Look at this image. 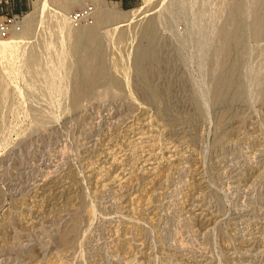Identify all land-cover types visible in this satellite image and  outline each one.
<instances>
[{
  "label": "rangeland",
  "instance_id": "obj_1",
  "mask_svg": "<svg viewBox=\"0 0 264 264\" xmlns=\"http://www.w3.org/2000/svg\"><path fill=\"white\" fill-rule=\"evenodd\" d=\"M69 2L0 37V264H264V0Z\"/></svg>",
  "mask_w": 264,
  "mask_h": 264
},
{
  "label": "crops",
  "instance_id": "obj_2",
  "mask_svg": "<svg viewBox=\"0 0 264 264\" xmlns=\"http://www.w3.org/2000/svg\"><path fill=\"white\" fill-rule=\"evenodd\" d=\"M54 2L60 4H67L69 0H53ZM79 4L82 6L84 4L90 3L95 4L100 0H78ZM102 1H109L115 3L117 6L121 8L131 9L140 5L142 0H102ZM71 4V3H70ZM35 0H0V18H3L10 14H18V13H25L31 11L34 8Z\"/></svg>",
  "mask_w": 264,
  "mask_h": 264
},
{
  "label": "built area",
  "instance_id": "obj_3",
  "mask_svg": "<svg viewBox=\"0 0 264 264\" xmlns=\"http://www.w3.org/2000/svg\"><path fill=\"white\" fill-rule=\"evenodd\" d=\"M94 13V5L87 3L78 7L69 14V19L74 25L90 22ZM22 13L10 14L2 18L0 21V37L5 38L8 34L18 32L22 28Z\"/></svg>",
  "mask_w": 264,
  "mask_h": 264
},
{
  "label": "bare ground",
  "instance_id": "obj_4",
  "mask_svg": "<svg viewBox=\"0 0 264 264\" xmlns=\"http://www.w3.org/2000/svg\"><path fill=\"white\" fill-rule=\"evenodd\" d=\"M104 14V13H103ZM23 20V22H22V24L24 25V18L22 19ZM95 29V28H94ZM93 29V30H94ZM261 29H262V23L261 22H259L258 23V31H261ZM92 30V29H91ZM96 30V29H95ZM222 31H223V29H221ZM96 32V31H95ZM82 33V32H81ZM82 35V34H81ZM88 35H90V34H88ZM82 37V36H81ZM88 37V36H87ZM86 37V38H87ZM85 38V39H86ZM221 38H222V40H224L223 39V33L221 34ZM87 40V39H86ZM86 40H85V42H86ZM80 43V42H79ZM90 44V43H89ZM88 46V45H87ZM34 49V48H33ZM37 49V48H36ZM35 49V50H36ZM74 49V48H73ZM39 50V49H38ZM72 50V49H71ZM35 52H37V51H35ZM39 52H40V50H39ZM39 52H38V54H39ZM35 54V53H34ZM33 59V58H32ZM83 59V58H82ZM29 61V60H28ZM42 61V60H41ZM88 62V61H87ZM32 64V63H31ZM93 66V65H92ZM91 67V66H90ZM87 72V71H86ZM92 74V73H91ZM90 75V74H89ZM37 76V75H36ZM36 76H34V77H36ZM89 77V76H88ZM30 78H31V76H30ZM74 81V80H73ZM77 81V80H76ZM78 82V81H77ZM86 83V82H85ZM88 87H90V84L89 83H86V84H80V83H74V86H73V104H77L78 103V99H79V97L80 96H83V95H85L86 93H87V91H86V89L85 88H88ZM88 94V93H87Z\"/></svg>",
  "mask_w": 264,
  "mask_h": 264
}]
</instances>
